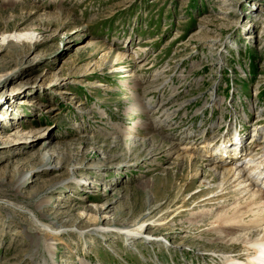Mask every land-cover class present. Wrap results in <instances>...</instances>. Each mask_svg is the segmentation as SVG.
<instances>
[{"label":"rangeland","instance_id":"obj_1","mask_svg":"<svg viewBox=\"0 0 264 264\" xmlns=\"http://www.w3.org/2000/svg\"><path fill=\"white\" fill-rule=\"evenodd\" d=\"M0 82V139L29 137L0 142V264L221 263L213 221L263 190L213 148L264 142V0H0Z\"/></svg>","mask_w":264,"mask_h":264},{"label":"bare ground","instance_id":"obj_2","mask_svg":"<svg viewBox=\"0 0 264 264\" xmlns=\"http://www.w3.org/2000/svg\"><path fill=\"white\" fill-rule=\"evenodd\" d=\"M12 42L14 43L13 40H11V43ZM24 45H26V44L24 43ZM20 46L21 45H18L17 47H20ZM121 55L122 54H120V53L118 54V56H121ZM122 57H123V55H122ZM23 69H24V67H21L20 73L24 72ZM17 74H15V75L13 74L15 77L10 79V81L19 77L20 74H18V75ZM6 85H8V84H6V82H0V88L4 87ZM97 85L101 86L102 83H99ZM11 128H12V124L6 125V127L3 128L2 132H0V134L3 133L4 135H6L5 134L6 131L8 129H11ZM243 135L244 134H241V136H240V134L238 135L239 138H237L236 143L234 142V143L228 145L227 143L222 142L219 145V148L222 149L223 153H225L224 155L227 156V154H228L230 156L227 159H230L231 161H233L232 164L235 165V166L226 165L227 167L224 168L222 176L224 179H227L228 181H232L231 179H232V177H234L235 179L233 180V182H236V180H237V183L235 184V186H237L239 179L242 178L243 180L241 179L242 181H240V183L238 184V187L241 183L245 184L247 182L248 184L247 183L245 185L242 184L244 188L241 187L247 193H249V191H252L251 188H249L250 185L253 186V184H255L257 181L262 179V182H261L262 185L261 186L263 187V190L262 189L260 190L258 188L254 192L252 191L253 193L251 194V196L249 195L250 193L248 194V196H250V198L246 201V204L243 207H240L239 209L235 208L234 210H231V213L223 212L217 218V220H215V222L213 221L214 224L217 223L214 226H218L216 229L217 236L219 238L222 237V239L226 240V242H224V240H223V242L226 244L227 251L225 253H223L224 252L223 251L222 254H219V253H217L219 250H217V251H214L215 253H208L206 256L215 257V258L219 257V259H221L220 264H264V142L262 145H259V146H261L260 147L261 149L255 147L253 150H250L251 148L247 149L243 145V146H241V149L238 153L237 152L238 148L236 147V145L239 146L238 143H240V144L244 143V141H242ZM0 137H1V135H0ZM21 138L24 139V138H29V137L24 136ZM23 139L17 140V141L8 140V142L0 139V142L8 143V145H11V146H9V147H11L10 148L11 150H20L21 151L22 149H20V148L23 147L24 144L25 145L28 144L27 140H23ZM253 140L256 142L257 138L254 137ZM254 145H255V143H254ZM158 149H156V150H158ZM187 149L189 150L190 148L188 147ZM246 150H249L250 153H248ZM147 153H148V155H150V153L154 154L152 152V150L148 151ZM155 153H156V151H155ZM29 156L34 157V154L32 153ZM186 157L193 158L195 156L193 155V153L188 152ZM226 161H227L226 159H223V160H220L218 163H220V165L221 164L224 165L226 163ZM241 162H243V163H241ZM243 164L245 167L243 166ZM240 166L243 168H246V167H250V168H248V169L246 168L247 171L245 169V171L241 175L239 173L236 175V171H238V170H235V169L236 168L238 169V167H240ZM255 172L259 173V177H256V175L254 174ZM24 178H25V176L19 178L16 181L17 188L24 186L26 184V179H24ZM214 179H215V177H214ZM259 183H260V181H259ZM225 189H226V187H224L223 191ZM235 192H238V189H235ZM241 193H242V191H241ZM223 195H224V193H223ZM218 196L219 195L214 194V195L208 197L207 199L213 200V199L217 198ZM108 207L109 206H107L105 209H107ZM150 214L144 216L140 221L136 222L132 226L124 225L125 227L119 229V233H121L127 241H131V242L135 241L136 239H138L140 237L146 238V240H148L149 242L153 241L154 240L153 238L145 237L144 234L146 233L148 228L152 227V224H154V222H157L156 225H162L165 222H163L162 218H160L158 220H154L153 222H151L152 217L150 216ZM248 217H250V218L247 219ZM41 219H45L44 213H43V215L41 214L40 220ZM36 225H38L40 227L45 226L42 229L46 230L48 233H53V234L61 233V232H58V230H56V229L55 230L51 229L50 228L51 226H47V225L41 223V221H38L36 223ZM52 230H54V231H52ZM110 231H112V230H110L109 228L94 227L87 232H88V234H90V233L96 234L99 232L107 233ZM224 232H225V236L223 237L222 235ZM79 233H80V235H84V233H86V232L80 231ZM229 236H231L230 239H228V240L225 239V238H228ZM241 244L243 246H245L247 248V250L251 249V251H253V252L249 253V251H248L247 253H231L232 251L231 250L229 251V249L233 248L234 246L238 247V245H241ZM44 245L51 246L52 244L50 245V243H46ZM245 255H247V257L243 258Z\"/></svg>","mask_w":264,"mask_h":264}]
</instances>
